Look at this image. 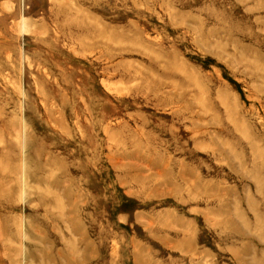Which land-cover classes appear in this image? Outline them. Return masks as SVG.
<instances>
[{
    "label": "rangeland",
    "instance_id": "374dc122",
    "mask_svg": "<svg viewBox=\"0 0 264 264\" xmlns=\"http://www.w3.org/2000/svg\"><path fill=\"white\" fill-rule=\"evenodd\" d=\"M0 264H264V0H0Z\"/></svg>",
    "mask_w": 264,
    "mask_h": 264
}]
</instances>
